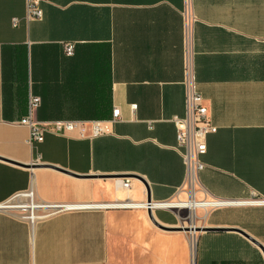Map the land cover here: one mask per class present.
<instances>
[{
	"label": "crops",
	"instance_id": "crops-1",
	"mask_svg": "<svg viewBox=\"0 0 264 264\" xmlns=\"http://www.w3.org/2000/svg\"><path fill=\"white\" fill-rule=\"evenodd\" d=\"M183 6L44 0L42 19L27 22L24 0H0V205L29 190L51 205L145 203L139 179L152 202H187L171 122L185 116ZM192 10L197 91L217 128L206 139L196 201L217 205L190 218L208 211L201 227L229 231H163L143 209L61 213L32 226L0 212V264H264L236 232L264 247V205L246 204L252 193L264 199V0H192ZM30 97L40 99V123L108 121L113 109L120 119L110 135L46 134L32 146L18 124ZM178 210L190 212L152 215L176 229Z\"/></svg>",
	"mask_w": 264,
	"mask_h": 264
},
{
	"label": "built area",
	"instance_id": "built-area-1",
	"mask_svg": "<svg viewBox=\"0 0 264 264\" xmlns=\"http://www.w3.org/2000/svg\"><path fill=\"white\" fill-rule=\"evenodd\" d=\"M44 0H24L27 22H36L42 19L41 3ZM183 20L184 32V86H185V116L183 118H173L172 124L176 132V151L182 159L186 171L184 189L187 200L195 199L197 175L206 168L202 162L206 154V139L216 133L217 128L213 126L208 118V109L204 100L197 91L196 75L194 70L193 51V27L196 18L192 10V0H184L183 9L180 12ZM17 20H13V26ZM64 52L67 56H72L74 47L65 45ZM40 99L30 97L28 101V114L21 119L18 124L27 127L29 130L28 143L32 146L43 142L46 134L60 137H76L78 139L92 140L98 137L110 135L112 126L119 121V110L113 109L111 118L108 121H53L40 123L33 118L34 111L39 107ZM134 109L135 106H132ZM40 156L37 155L30 167L40 165ZM122 188H130L129 181L122 183ZM157 203L152 202L135 203L126 199L111 203H91L75 205H51L46 203H35L33 192L29 190L25 193L15 195L7 203L0 205V212L5 214L20 213V218L28 221L32 226L36 221L48 218L61 213L108 211V210H136L143 209L152 212L158 208ZM246 204L264 205L263 198H257L252 193V199ZM217 205V204H215ZM214 206V205H213ZM212 207V206H211Z\"/></svg>",
	"mask_w": 264,
	"mask_h": 264
},
{
	"label": "water",
	"instance_id": "water-1",
	"mask_svg": "<svg viewBox=\"0 0 264 264\" xmlns=\"http://www.w3.org/2000/svg\"><path fill=\"white\" fill-rule=\"evenodd\" d=\"M59 170V169H57ZM63 172V171H61ZM145 186L146 189V203L148 205L152 204V200L150 198V191L148 186L145 184L144 181H142L141 179H139ZM147 215L149 220L152 222V224H154L156 227H158L159 229L163 230V231H185L188 232L190 234H196V233H200V232H204V233H223V232H228L229 230H225V229H220V228H208V227H194V226H190V227H178L176 229H169L166 227H163L162 225H159L153 218L152 215V210L148 209L147 210ZM238 234H240L241 236H243L245 239H247L249 242H251L253 245H255L262 253L263 258H264V247L258 243L257 241H255L254 239H252L251 237H249L248 235H246L245 233H242L241 231H236Z\"/></svg>",
	"mask_w": 264,
	"mask_h": 264
},
{
	"label": "bare ground",
	"instance_id": "bare-ground-1",
	"mask_svg": "<svg viewBox=\"0 0 264 264\" xmlns=\"http://www.w3.org/2000/svg\"><path fill=\"white\" fill-rule=\"evenodd\" d=\"M194 194H195V199L191 198L187 202H182V203L165 202V203H157L155 206L158 209H170L173 207L184 208L190 211L191 214H194L196 209H204V208L211 207L216 204V203L196 201V193Z\"/></svg>",
	"mask_w": 264,
	"mask_h": 264
},
{
	"label": "rangeland",
	"instance_id": "rangeland-1",
	"mask_svg": "<svg viewBox=\"0 0 264 264\" xmlns=\"http://www.w3.org/2000/svg\"><path fill=\"white\" fill-rule=\"evenodd\" d=\"M196 192H197V190H196ZM196 199L199 200L197 197H196ZM199 211H201V210H199ZM207 212H205V211L198 212L197 211L195 217L193 218V220H191L190 212L187 213L185 210H178V217H179V222H180L178 227H180V226L188 227L190 225L189 222H192L194 227L203 226ZM195 223H196V225H195Z\"/></svg>",
	"mask_w": 264,
	"mask_h": 264
}]
</instances>
